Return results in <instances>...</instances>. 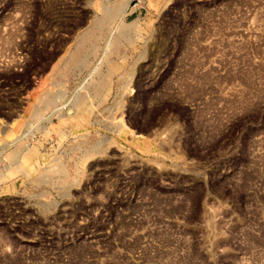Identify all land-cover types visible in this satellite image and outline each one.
Listing matches in <instances>:
<instances>
[{
  "label": "rangeland",
  "instance_id": "obj_1",
  "mask_svg": "<svg viewBox=\"0 0 264 264\" xmlns=\"http://www.w3.org/2000/svg\"><path fill=\"white\" fill-rule=\"evenodd\" d=\"M0 264H264V0H0Z\"/></svg>",
  "mask_w": 264,
  "mask_h": 264
}]
</instances>
